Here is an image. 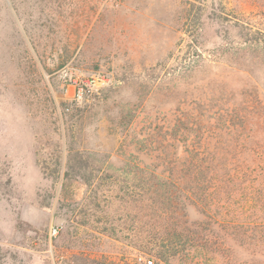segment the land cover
Instances as JSON below:
<instances>
[{
    "label": "rangeland",
    "instance_id": "374dc122",
    "mask_svg": "<svg viewBox=\"0 0 264 264\" xmlns=\"http://www.w3.org/2000/svg\"><path fill=\"white\" fill-rule=\"evenodd\" d=\"M246 9L264 30V0H0V264H166L111 231L120 210L95 224L87 185L64 180L69 151L115 165L132 123L208 105L221 76L264 94L263 51L226 54ZM190 43L201 56L180 71Z\"/></svg>",
    "mask_w": 264,
    "mask_h": 264
},
{
    "label": "trees",
    "instance_id": "16d2710c",
    "mask_svg": "<svg viewBox=\"0 0 264 264\" xmlns=\"http://www.w3.org/2000/svg\"><path fill=\"white\" fill-rule=\"evenodd\" d=\"M246 13L229 21L226 33L239 31V42L227 43V55L241 48L264 53V30L249 24ZM191 49V60L180 71L201 56L198 45ZM230 77L221 76L220 96L206 99L208 105L191 101L159 124L146 120L141 130L132 123L109 157L115 165L69 151L64 180L87 185L84 203L95 224L103 222L100 216L110 206L121 211L116 217L122 223L114 219L111 231L119 226L140 258L166 264H264V94L257 85L236 90ZM189 208L201 218L191 220Z\"/></svg>",
    "mask_w": 264,
    "mask_h": 264
},
{
    "label": "built area",
    "instance_id": "2783aa9c",
    "mask_svg": "<svg viewBox=\"0 0 264 264\" xmlns=\"http://www.w3.org/2000/svg\"><path fill=\"white\" fill-rule=\"evenodd\" d=\"M54 234L56 235V234H57V232L55 231V232H54ZM149 263H150V264H152V262H149Z\"/></svg>",
    "mask_w": 264,
    "mask_h": 264
}]
</instances>
